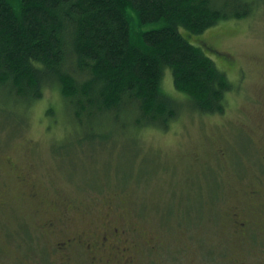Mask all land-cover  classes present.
Here are the masks:
<instances>
[{
	"label": "rangeland",
	"instance_id": "374dc122",
	"mask_svg": "<svg viewBox=\"0 0 264 264\" xmlns=\"http://www.w3.org/2000/svg\"><path fill=\"white\" fill-rule=\"evenodd\" d=\"M257 10L200 34L181 29L232 84L223 114L185 110L166 130L127 125L121 134L110 124L81 136L56 87L22 119L8 118L0 101V264H60L65 237L103 229L125 231L132 264H264V212L249 204L242 219L251 227L241 231L229 217L250 187L264 186V7ZM128 15L135 39L163 25ZM161 91L187 101L169 68ZM68 258L94 264L81 248Z\"/></svg>",
	"mask_w": 264,
	"mask_h": 264
},
{
	"label": "trees",
	"instance_id": "16d2710c",
	"mask_svg": "<svg viewBox=\"0 0 264 264\" xmlns=\"http://www.w3.org/2000/svg\"><path fill=\"white\" fill-rule=\"evenodd\" d=\"M263 7L264 0H0V101L12 109L8 118L22 119L19 112L56 87L81 136L110 124L120 133L166 130L185 110L223 114L232 84L181 29L200 34ZM128 10L138 25H163L135 39ZM168 68L185 103L161 91Z\"/></svg>",
	"mask_w": 264,
	"mask_h": 264
},
{
	"label": "flooded vegetation",
	"instance_id": "af4514ba",
	"mask_svg": "<svg viewBox=\"0 0 264 264\" xmlns=\"http://www.w3.org/2000/svg\"><path fill=\"white\" fill-rule=\"evenodd\" d=\"M257 154L262 162L261 165L264 166V150H260ZM257 178H259V183H263L261 177ZM246 193L247 200L234 205L229 215L231 221L235 224V228L240 231L251 227L249 219H242V214L246 212V207L250 210L251 206L249 204L255 205L257 211L264 212V186L250 187ZM252 225H254V222ZM56 226L57 220L52 219L45 224V227L49 230H54ZM124 233L125 231H119L118 229H103L88 238L87 233L82 230L75 237H65L64 240L56 245V253L60 254L62 260L60 264H70L68 262L69 252L79 248L91 255L94 264H109L110 261L118 259V264H132L133 246L128 242V239L124 238ZM105 253L109 257L102 255ZM102 257H105L104 260Z\"/></svg>",
	"mask_w": 264,
	"mask_h": 264
}]
</instances>
